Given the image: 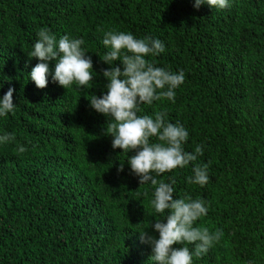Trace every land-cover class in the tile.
<instances>
[{"label":"trees","instance_id":"16d2710c","mask_svg":"<svg viewBox=\"0 0 264 264\" xmlns=\"http://www.w3.org/2000/svg\"><path fill=\"white\" fill-rule=\"evenodd\" d=\"M195 0H0V98L14 89L13 112L0 117V264H155L140 233L164 220L140 185L128 157L112 148L108 121L90 107L106 94L102 61L109 30L150 36L165 51L146 60L185 80L174 101L143 104L139 116L165 113L188 131L182 145L203 155L161 174L173 199L206 202L194 226L223 234L193 264H264V0H229L224 9ZM82 39L92 81L38 89L30 79L39 61L30 53L38 31ZM121 67L122 62H114ZM152 142H158L152 138ZM24 146L27 151L20 153ZM124 165L123 172L118 168ZM194 164H208V183L189 184ZM187 246L194 251L195 245Z\"/></svg>","mask_w":264,"mask_h":264},{"label":"clouds","instance_id":"9594fccd","mask_svg":"<svg viewBox=\"0 0 264 264\" xmlns=\"http://www.w3.org/2000/svg\"><path fill=\"white\" fill-rule=\"evenodd\" d=\"M204 4L224 9L229 6V0H195L194 8L199 10ZM37 35L30 57L39 63L32 68L30 79L38 89L47 87L50 61H55L53 82L65 89L73 84L86 86L92 81L93 63L81 47L82 39L64 35L57 41L47 28L40 29ZM103 44L110 48L102 59L109 65L102 73L107 90L100 97L92 95L90 107L112 118L107 123L112 148L135 153L127 161L131 172L139 177L140 185L150 183L155 189L151 201L155 212L168 213L164 220H156L151 225L158 232V239L147 230L140 233V240L151 246L150 261L155 264H193V255L201 257L207 253L223 233L219 230L210 232L205 226H194L207 215L206 202L187 195L173 199L174 180L169 183L157 177L196 162L203 155V146L197 145L192 153L185 152L182 145L188 139V131L179 123L167 122L165 113H157L155 118L138 115L143 104L150 105L162 99L174 101L175 89L184 83L185 74L182 70L172 72L157 67L146 60L147 56H157L165 51V45L159 39L150 36L136 38L130 32L109 30L104 33ZM116 61L122 62L123 70L114 66ZM14 91L9 88L0 98V117L14 111ZM152 138L158 142H152ZM14 140V134L0 136V144ZM18 151L24 153L27 149L20 146ZM208 168V164H194L188 183L205 186L209 181ZM123 170L124 165L120 164L118 172ZM188 244L195 245L194 251L187 246L173 247Z\"/></svg>","mask_w":264,"mask_h":264}]
</instances>
